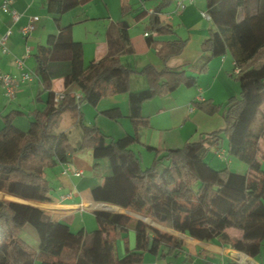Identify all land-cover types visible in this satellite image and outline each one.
<instances>
[{
	"label": "trees",
	"instance_id": "obj_1",
	"mask_svg": "<svg viewBox=\"0 0 264 264\" xmlns=\"http://www.w3.org/2000/svg\"><path fill=\"white\" fill-rule=\"evenodd\" d=\"M87 1L45 0V8L58 21L63 13ZM167 2L161 0L160 5ZM205 2L213 26L192 67L201 74L212 57L228 52L242 84L239 95L225 104L222 129L203 133L198 140L179 148L146 146L154 157L149 166L142 167L140 155L132 149L141 143L137 128L149 125L148 117L141 113L142 102L179 86H194L196 76L188 75L182 66L156 70L146 65L139 72L146 76L147 87L131 91L128 77L135 71L119 59L120 54L134 52L127 25H109L107 54L87 65L82 42L72 38L71 25L59 26L55 34L48 35L45 44L37 47L36 73L46 74L52 60L67 55L70 68L64 75V85L78 90L79 96L66 90L56 104L55 93L50 90L49 80H45L48 98L41 110L30 113L26 131L13 124L18 111L2 117L0 190L30 202L48 201L51 186L47 169L67 162L75 151L109 147L101 174L103 181L91 187L95 201L152 218L192 238L216 240L222 246L257 256L264 246V171L252 162L264 133V0ZM160 11L158 6L149 13V29L157 34L171 33L172 27L161 18ZM185 43V39L159 41L147 37V44L163 62L179 54ZM118 79L127 93V116L134 132L114 139L96 125L85 124L80 105L96 106L103 96L117 92ZM193 105L207 114L218 113L222 108L211 99L193 101ZM101 113L111 119L122 115L118 107ZM223 137L229 154L248 165L245 173L228 167L214 169L204 160L209 146L218 145ZM32 205L0 199V264H59L64 249L75 253L73 264H142L146 253L165 258L169 254L177 256V250L183 247L179 237L136 219L135 244L129 248L125 239L123 253L118 257L114 248L116 233L127 231L129 215L94 211L98 227L88 233L83 228L73 232L65 222ZM26 225L35 231L37 249L21 238ZM231 229L240 230L241 236L230 233Z\"/></svg>",
	"mask_w": 264,
	"mask_h": 264
},
{
	"label": "crops",
	"instance_id": "obj_2",
	"mask_svg": "<svg viewBox=\"0 0 264 264\" xmlns=\"http://www.w3.org/2000/svg\"><path fill=\"white\" fill-rule=\"evenodd\" d=\"M8 1L11 7L19 13V17L13 21L9 14L0 9V33L5 32L8 28L11 30L6 40L10 54L4 55L0 52V72L19 76L21 72L27 71L34 77L21 83L12 99L3 95L0 83V127L3 126L2 117L5 114L18 111L13 119V124L22 131L28 129L29 121L32 118L30 113L41 110L44 101L48 98V90L44 89L45 80H49L50 90L54 93H64L69 89L74 93H79L73 87L64 85V75L70 68V60L67 55L52 60L46 74L38 75L36 73L34 54L38 45L45 44L48 35L55 34L59 26L71 25L72 38L82 42L83 61L87 65L90 61H97L107 54L109 25L119 28L122 24L127 25L130 43L134 48L132 54L119 55L120 61L135 71L128 77L129 90L138 91L147 87L146 76L139 72L146 65H152L156 70L166 66L170 68L182 66L188 75L196 76L194 86H179L173 91L142 102L141 113L148 117L149 125L140 126L136 130L141 142L136 144L137 151L141 157L143 156L141 150H147L146 146L179 148L186 142L198 140L203 133L224 127L222 116L225 104L229 98L239 95L242 84L236 77L234 60L228 52L212 57L207 70L201 74H198L196 68L192 67V64L199 60L202 54L201 43L213 26L211 20L201 14L206 11L205 0H187L182 9L177 7L175 0H169L161 5V0H89L63 13L59 16L58 21L56 16L46 11L45 0ZM158 6L161 7V18L172 27L171 33L157 34L149 29V13ZM144 11L145 14L142 13ZM140 13L142 14L140 15ZM33 16H37L34 29L27 35H23L20 31L21 27L26 25ZM146 32L147 36L144 35ZM148 36L159 41L185 39L186 43L179 54L173 55L163 62L156 55L154 49L147 44ZM13 56L23 59L22 67L16 66L12 61ZM205 99H211L220 104L221 110L218 113L207 114L193 105V101ZM111 107H118L122 113L119 118L112 119L115 123L103 119L105 115L101 113L102 110ZM80 110L85 124L95 123L94 125L101 128H103L102 124L107 125V129L104 128V130L111 138L117 139L134 132L133 125L127 116V93L120 79L117 80V92L103 96L94 109L89 107L88 103H83L80 105ZM108 126H112L113 132L108 130ZM258 145L259 152L252 165L264 171V159H262L264 133L260 136ZM133 148L134 146H132ZM109 152V147L89 148L73 152L67 162L58 163L47 169L46 176L51 186L49 200L30 202L25 199V201L28 204H35L29 205L44 210L55 220L65 222L71 230L73 229L72 225H75L77 227L74 228L77 229L75 231L83 228L84 232L88 233L98 227L93 207L105 210H111L110 208L113 207L117 210L111 211L126 213L142 219L147 224L182 239L183 247L177 250V256L169 254L165 258H156L146 253L144 259L148 255V260L152 264H227L228 261L237 264H264V246L257 256L252 257L233 248L222 246L216 240L201 241L192 238L144 215L110 204L94 203L91 187L103 181L101 174L105 171L104 165ZM204 160L214 169L228 167L238 173H245L248 170L246 163L229 154L225 137L218 145L209 146ZM67 166L81 170L82 174L75 176L71 172L64 173L63 170ZM0 199L8 198L0 192ZM134 222L132 219L130 220L126 232L116 233L118 236L115 238L114 248L118 257L123 253L125 239L129 248L135 244ZM27 230L29 231V229ZM230 233L241 236V231L237 229H231ZM21 238L26 241L23 234H21ZM26 242L33 249L38 248V241L35 238L32 243ZM58 260L59 264H73L75 253L64 249ZM34 264H38V261Z\"/></svg>",
	"mask_w": 264,
	"mask_h": 264
},
{
	"label": "built area",
	"instance_id": "obj_3",
	"mask_svg": "<svg viewBox=\"0 0 264 264\" xmlns=\"http://www.w3.org/2000/svg\"><path fill=\"white\" fill-rule=\"evenodd\" d=\"M177 7L179 9H182L185 6V1L187 0H175ZM188 1H193V0H188ZM0 9L9 14L11 19L13 21L17 20L19 17V13L13 9L10 5V2L8 0H0ZM153 12V10L151 11ZM206 19L210 20V16L206 11H203L201 13ZM37 20V16H33L30 18V21L24 25L23 27H21L20 31L23 35H27L29 32H31L34 27H35V21ZM11 30L8 28L5 32L0 33V52L4 55H9L10 51L6 46V40L8 38V36L10 35ZM144 35H148V33L146 32ZM12 61L16 64V66L18 67H22L23 66V59L21 57H12ZM235 73L238 72V68H235ZM34 77V75L30 74L27 71H23L20 73L19 76H14L11 75L9 73H2L0 72V83L2 86V90H3V95L8 98V99H12L15 94L17 89L19 88V86L21 85V83L25 82V81H29ZM64 93H55L54 94V103H59L61 101V99L63 98ZM75 96L78 97L79 93H75ZM64 173L66 172H71L73 175L75 176H80L82 174V171L79 169H73L70 166H67L64 168L63 170Z\"/></svg>",
	"mask_w": 264,
	"mask_h": 264
},
{
	"label": "rangeland",
	"instance_id": "obj_4",
	"mask_svg": "<svg viewBox=\"0 0 264 264\" xmlns=\"http://www.w3.org/2000/svg\"><path fill=\"white\" fill-rule=\"evenodd\" d=\"M102 105V104H101ZM89 107H91V108H95L96 106H92V105H90L89 104ZM102 117V116H101ZM103 119H106L107 121H111L112 123H115V121H113L112 119H110L109 120V118H107V117H105V116H103ZM93 122V121H92ZM91 124H95V123H91ZM101 124V123H100ZM101 126H103V128H101V127H99L104 133H106L107 134V132H105V130H104V128H106L107 129V125H101ZM112 128V126H108V130H110V132H113V129H111ZM115 138H117V137H115ZM134 146V150H135V152H136V154H138V155H140L139 154V152L137 151V149H138V146L136 145V144H134L133 145ZM142 151V157H141V155H140V158H141V160H140V162H141V166L142 167H147V166H149L150 164H151V162H152V159H153V157H154V152L153 151H151V152H149V151H147V150H145V149H142L141 150ZM101 160V159H100ZM7 200V199H6ZM111 210H117V209H115V208H113V207H111L110 208ZM128 215V214H127ZM130 217H131V219H132V221L134 222L136 219H138V218H136V217H134V216H131V215H129ZM29 229V231L27 230V229ZM26 228H24V230H23V232H22V234H23V236H24V238L26 239V241H28V242H33V240H34V238L37 240V237H36V234H35V231L33 230V228L31 227V226H29V225H26ZM72 231L73 232H75V230H77V229H74V228H77L75 225L73 226L72 225ZM38 241V240H37ZM149 254V253H148ZM149 256L147 255V257L145 258V259H143V261H142V264H152L151 263V261H149L148 258ZM166 264V263H165Z\"/></svg>",
	"mask_w": 264,
	"mask_h": 264
},
{
	"label": "water",
	"instance_id": "obj_5",
	"mask_svg": "<svg viewBox=\"0 0 264 264\" xmlns=\"http://www.w3.org/2000/svg\"><path fill=\"white\" fill-rule=\"evenodd\" d=\"M0 192H2V193H4V197H6V198H8V199H11V200H15V201H19V202H22V203H26V204H28V202L27 201H25V199H22V198H19V197H16V196H13V195H11V194H9V193H7V192H4V191H1L0 190ZM94 203H97V204H106V202H102V201H93ZM30 204V203H29ZM92 210H94V211H107V210H105V209H101V208H97V207H93L92 208ZM107 212H109V211H107ZM124 214H126V213H124ZM142 220V219H141ZM145 222V221H144ZM147 223V222H146Z\"/></svg>",
	"mask_w": 264,
	"mask_h": 264
},
{
	"label": "bare ground",
	"instance_id": "obj_6",
	"mask_svg": "<svg viewBox=\"0 0 264 264\" xmlns=\"http://www.w3.org/2000/svg\"><path fill=\"white\" fill-rule=\"evenodd\" d=\"M111 211V210H110Z\"/></svg>",
	"mask_w": 264,
	"mask_h": 264
}]
</instances>
